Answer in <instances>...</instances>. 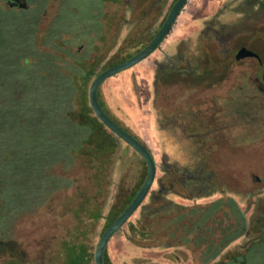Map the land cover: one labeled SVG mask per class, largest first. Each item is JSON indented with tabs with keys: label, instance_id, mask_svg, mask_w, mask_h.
I'll return each mask as SVG.
<instances>
[{
	"label": "rangeland",
	"instance_id": "374dc122",
	"mask_svg": "<svg viewBox=\"0 0 264 264\" xmlns=\"http://www.w3.org/2000/svg\"><path fill=\"white\" fill-rule=\"evenodd\" d=\"M37 1L44 6L45 0H29L30 8L26 11L35 9ZM134 1L130 4H135ZM175 1L170 0L165 10L155 11L145 20L149 26L153 25L154 35ZM100 3V0H47L42 16L39 9L30 13L6 10L0 15V179L7 185L1 193L9 205L8 214L0 215V232L4 229L3 238L12 234L11 239L18 244L16 255L24 252L22 264H65L70 251V245L65 248V241L70 239L73 227L72 223L65 225L68 234L60 228L58 239L52 240L50 230L41 228L42 222L51 223L50 211L41 216L39 212L24 215L28 209L20 205L29 194L48 192L49 181L61 180V171L67 172L68 150L76 126L67 120L65 110L60 107V101L65 103L71 96L55 92L56 88L68 89L69 83L52 71L45 73L46 64L42 63L38 46L51 51L43 45L46 40L42 38L47 33H66L64 38L69 37L70 44L79 38L87 39L86 33L80 32V25L92 18L88 8ZM3 5L9 8L6 2ZM108 9L117 16L118 24L123 15L134 21L131 25L122 24L119 34V25H114L107 31L105 42L96 40L100 53L107 56L104 62L117 64L123 55L135 54L147 42L131 47L130 41H125L133 28L132 36H138L140 10H135L131 17L129 11L114 2ZM263 11L262 7L257 11L251 0H189L171 34L153 54L101 85L108 115L150 150L158 169L146 201L109 241L107 251L114 264H195L192 255L182 249H145L131 241L129 223L137 224L143 206L154 199L167 203L154 208L153 213L205 205L227 195L237 200L249 220L253 217L264 198V97L254 91L255 68L233 65L232 54L236 41L259 26ZM158 12L160 17L153 24ZM113 39L116 42L110 49ZM208 56L220 64L214 62L210 66L207 82L197 83L196 76L200 78L208 68L205 61ZM68 63L71 64L69 60ZM180 68L193 74L189 78L197 80H190L183 72V78L161 80L164 74ZM90 86L91 83L88 94ZM109 131L120 147L111 172L104 215L88 227L86 244L92 255L89 264H95V251L118 186L133 188L144 164L137 151ZM31 135L35 137L30 139ZM52 137L57 141L48 143ZM102 148L91 145L90 159H99ZM36 157L38 165L33 162ZM248 241L249 237L243 236L228 250L240 248ZM6 255L0 250V264L13 260H6Z\"/></svg>",
	"mask_w": 264,
	"mask_h": 264
},
{
	"label": "trees",
	"instance_id": "16d2710c",
	"mask_svg": "<svg viewBox=\"0 0 264 264\" xmlns=\"http://www.w3.org/2000/svg\"><path fill=\"white\" fill-rule=\"evenodd\" d=\"M100 1V4L88 8V12L92 14L90 22L86 21L80 25V32L86 33L87 39L79 38L76 42L70 44L67 40L69 37L64 38L66 33H47L42 38L46 40V44L43 43V45L51 48V51L44 50L38 46L39 54L44 60L42 63L46 64V68H44L45 73L46 71L48 73L52 71L55 73V76L69 83L68 89H55L56 93H67L71 96L65 103H63L64 100L60 101V107H62V111L65 110L67 120L76 125L73 131L74 136L70 140L72 146L68 150L70 163L67 167V172L74 176L82 174L90 175L91 222L99 221L103 217L105 204H98V198L104 197L106 201V194L111 181V172L115 169L116 153L120 147V143L114 140L112 133L93 112L89 97L87 96L89 95L87 90L90 83L102 72V70L98 71L96 68L101 62L107 59L106 54L100 53V48L96 46V40L101 39L105 42L106 34H108L107 31L118 24L116 23L118 21L117 16L110 14L108 9L110 3L114 2L117 7H123L125 11H129L131 17L135 14V10L141 11L138 20V27L140 29L139 32H136L138 36H132L133 30L135 29L133 28L125 41H130L129 45L131 47L138 46V44L144 46L146 42L148 44L156 35V32L154 35L152 32L153 25L149 26L148 22L145 23V20L151 14H154L155 11L162 12L165 10L170 0H136V2L134 1L135 4L132 5L130 3L133 0ZM3 2L5 0H0V15L4 14L6 10L27 12L26 9L16 11L11 7L6 8ZM37 2L39 5L30 12L39 9L41 11L40 16H42L43 12H46L47 0H45L43 7L39 1ZM159 17L160 12L154 16L153 24L157 23ZM39 21L40 19L38 18V24ZM131 23H134L133 19L128 20L126 15H123L121 25L118 24V34L123 26L122 24L131 25ZM163 23L164 21L161 23V26ZM35 34L38 38L37 30ZM93 34L95 35L93 36ZM115 42L116 40L113 39V45L110 46V49L114 47ZM143 48L137 50L136 53ZM105 52H107L106 49ZM121 52L124 53V50L122 49ZM135 54L127 53L126 56L123 55L124 57L120 62L131 58ZM208 57L205 60L206 66H208L206 70L208 76H211L209 72L210 66H214V62L216 65H219L220 61H214L210 56ZM25 58L27 56H24ZM28 60L30 61L31 59L29 58ZM68 60L71 64L68 63ZM111 65H115V63L108 61L107 66ZM182 72L183 74L186 73L182 68L168 72L161 77V80L171 82L174 79L183 78L181 76ZM190 76H193V74L186 73L185 75L188 78ZM206 76L207 74H204L200 78H206ZM196 78L199 79V76H196ZM189 79L194 80L195 78L192 77ZM98 96L100 104L105 110L106 104L101 97V87L98 91ZM34 135L29 136V138H33ZM55 141H57L56 138L52 137L48 140V143L52 144ZM91 145H96L98 148L104 147L100 153L102 156L99 159H90L89 148ZM140 157L143 159L144 164L139 168L138 180L133 188H126L122 184L118 186L114 202L106 216L107 224L104 231L125 211L145 182L148 174V166L144 158L141 155ZM35 161L38 165V157L33 159V162ZM28 165H31V163ZM60 178L61 180L49 181L50 189L48 192L45 191L42 193L40 190L37 193L29 194L27 199L22 201L20 205L28 209L24 215L27 213H35L40 206L44 205L49 199L52 189L59 190L64 186H71L73 184L71 181H66L62 177ZM121 181L125 182V179ZM5 189H7V185L3 179H0V203L2 204L0 215L8 214L9 212V205L6 202L5 196L1 193ZM155 195L161 196L160 193H156ZM166 203V200L154 199L151 203L143 206L144 208H142L137 224L129 223L131 241L145 249H182L192 255V261L195 264H264V198L259 201L255 213L250 220L247 218L244 209L239 205L237 200L227 195L219 197L205 205L183 206L176 211L159 210L153 213L154 208L158 209L156 207ZM3 235L4 229L0 232V243L4 240ZM246 235L249 237L247 243L235 250H228L235 241ZM3 245L0 244V250L2 251L4 249ZM91 256V253L87 251L86 247L74 245L70 247L65 264H89ZM105 263L114 264L107 250L105 253Z\"/></svg>",
	"mask_w": 264,
	"mask_h": 264
},
{
	"label": "flooded vegetation",
	"instance_id": "af4514ba",
	"mask_svg": "<svg viewBox=\"0 0 264 264\" xmlns=\"http://www.w3.org/2000/svg\"><path fill=\"white\" fill-rule=\"evenodd\" d=\"M256 0H251L252 5L254 8L259 11L260 8L264 9V0H258L257 4H253ZM9 7L13 9H29L30 3L29 0H26L27 7L22 8L20 6H11L8 0H5ZM264 12V11H263ZM259 26H256L251 33L245 34L240 37L235 45H234V56L232 64H244L251 70V66L255 68V75L256 79L254 81V91L260 97H264V13L258 19ZM242 48H247L257 54V56H249L241 60L236 59V55ZM246 60H252L254 63L248 64L244 63ZM112 66V65H111ZM250 66V68H249ZM110 66L107 67L106 62H101L99 66L96 68L98 71H103ZM207 74V70L203 71L201 74L202 76ZM245 74H248L245 72ZM97 77V76H96ZM95 77V78H96ZM94 78V79H95ZM195 80V79H194ZM197 80V79H196ZM195 80V81H196ZM206 79L199 78L196 82H204ZM207 82V81H205ZM245 92V90L243 91ZM256 96V94L252 95ZM85 171V170H84ZM62 178L67 181L73 182L71 186H64L59 190L52 189L50 191V197L47 202L40 206L38 210L35 212H39L40 216L45 215L47 213L46 210H49L53 217L51 218V223L49 222H42L41 228L50 230L52 237L57 240L58 239V232L59 229H64L67 231V234L70 232L65 225L72 223V231L70 232V239L65 241V248L67 245L72 246H83L87 248V241L89 238L88 227L91 224L90 212H91V183H90V175L89 174H82L79 176L71 175L66 171H61ZM105 198L99 197L98 204L102 203L105 204ZM105 205L103 208V215H104ZM102 219V218H101ZM11 235L9 237L4 238L3 242V252L7 253L6 260L13 259L9 264H22L21 260L24 258V252L21 254L16 255L15 253V245H18L16 241L11 239ZM44 240V237H42ZM52 243V241H51ZM88 251V250H87ZM13 256V258H12ZM68 257V255H67ZM67 261V258L65 262Z\"/></svg>",
	"mask_w": 264,
	"mask_h": 264
},
{
	"label": "water",
	"instance_id": "95a60500",
	"mask_svg": "<svg viewBox=\"0 0 264 264\" xmlns=\"http://www.w3.org/2000/svg\"><path fill=\"white\" fill-rule=\"evenodd\" d=\"M188 1L189 0H176L159 31L142 50L133 55L131 58L105 69L100 74H98L91 83L89 89L90 106L97 118L109 130L118 135L129 146L137 151L144 158L148 166L147 177L136 197L125 209V211L113 222V224H111L103 232L95 251V264H106L105 253L110 239L129 222V220L136 214L142 204L146 201L154 186L158 173L157 164L151 152L145 145L139 142L132 134L122 128L106 113L100 104L98 91L105 80L115 76L121 71L130 69L136 64L141 63L162 45L164 40L171 34L174 25L187 6ZM8 2L11 6H20L22 8L27 7L26 0H8ZM249 56H257V54L247 48H242L236 55V59L241 60Z\"/></svg>",
	"mask_w": 264,
	"mask_h": 264
},
{
	"label": "crops",
	"instance_id": "0c3cea01",
	"mask_svg": "<svg viewBox=\"0 0 264 264\" xmlns=\"http://www.w3.org/2000/svg\"><path fill=\"white\" fill-rule=\"evenodd\" d=\"M108 93V92H107Z\"/></svg>",
	"mask_w": 264,
	"mask_h": 264
}]
</instances>
